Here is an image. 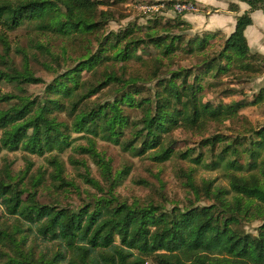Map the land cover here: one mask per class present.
Instances as JSON below:
<instances>
[{
  "label": "trees",
  "instance_id": "obj_1",
  "mask_svg": "<svg viewBox=\"0 0 264 264\" xmlns=\"http://www.w3.org/2000/svg\"><path fill=\"white\" fill-rule=\"evenodd\" d=\"M246 2L251 8H261L263 0ZM109 4L113 3L0 0V30L10 32L27 24L36 34L51 35L61 42L58 52L35 45L53 61L42 65L52 74L45 83L31 70L27 51L15 47V54L22 58L17 65L10 44L0 35V84H10L21 93L0 96V104L5 105L0 109V153L21 150L40 157L50 154L48 163L53 167L50 185L45 184L43 172L27 177L31 164L20 178L11 175L8 166L0 174V206L18 224H26L25 229L20 225L9 229L0 220V264H264V125L237 134L238 140L216 134L202 141L210 152L223 144L220 152L211 153L207 166L223 172L227 187L213 181L197 185L190 171L186 186L196 200L209 204L183 209L168 210L152 202L140 205L118 198L114 190L129 169L114 174L110 162L95 150L96 139L121 146L127 130L130 137L125 151L137 157L147 154L151 161L162 163L175 153L166 143L175 130L198 133L209 122L221 125L233 119L247 106H260L264 114V87L248 104L231 101L214 106L198 95L205 86L214 84L206 81L202 85V77L212 81L233 75L239 81L264 71V57L249 51L243 35L251 24L249 16L239 17L234 32L221 43L211 44L205 35H183L178 27H190L182 19L174 23L160 18L148 26L152 27L141 41L133 38L129 28L102 38L99 33L106 25L104 15L111 14L99 7ZM145 45L156 51L150 61L155 66L154 77L173 59L194 60V67L171 71L169 77L156 81L150 97H142L143 81L134 75H117L114 64L129 62ZM146 49L143 47V52ZM68 52L75 54L74 58ZM69 59L72 65L65 66ZM31 84L43 85L41 97L25 95ZM108 87L111 97L98 98ZM223 95L232 96V91ZM140 108L143 120L138 126L125 110ZM73 134L87 139V146H78L75 151L89 155L106 188L87 171L83 182L101 196L91 195L78 207L62 206L57 199L43 203L39 192L77 189L64 177V165L58 159L71 148ZM190 152L179 157L194 165L203 164L202 157H192ZM241 153L246 156L244 164ZM253 222L259 225L251 233L246 229ZM25 231L34 232L58 249L35 256L26 236H21Z\"/></svg>",
  "mask_w": 264,
  "mask_h": 264
},
{
  "label": "rangeland",
  "instance_id": "obj_2",
  "mask_svg": "<svg viewBox=\"0 0 264 264\" xmlns=\"http://www.w3.org/2000/svg\"><path fill=\"white\" fill-rule=\"evenodd\" d=\"M113 4L109 6H100L99 9L103 12H109L111 15H104L106 22L105 27L100 31V36L106 37L110 33L123 32L125 29H132V36L135 40H140L145 36L146 32L150 29L149 25H152L154 19L170 20L176 23L181 19V14L173 11V5L178 2L173 0H109ZM153 7V8H151ZM105 12V13H106ZM107 12V13H108ZM159 34L158 28L156 29ZM178 30L182 31L183 35H188L186 32L188 29L186 26L178 27ZM169 32V31H166ZM4 35L11 46V56H14L15 63L20 65L22 58L19 54H15V47H23L29 54V65L35 76L41 78L48 83L52 79V74L43 69V64L51 61V58L38 51L35 48L37 44H43L46 47H50L58 52V45L61 42L58 39L53 38L51 35L41 36L36 34L29 26L23 25L17 30L4 32L0 30V35ZM180 34V35H182ZM129 36V37H132ZM124 43V42H123ZM122 43V44H123ZM93 46L96 48L95 42ZM143 47H146V51L143 52ZM68 48V46H67ZM2 51V45L0 42V52ZM69 53V52H68ZM129 62L115 63V73L117 75L125 73L126 76L134 75L142 80L141 87H143L142 97H150V91L153 93L154 85L157 80L164 77H169L171 71H178L180 67L193 69L194 60H180L173 59L167 66L160 68L156 71L155 77L153 72L155 66L150 64L153 55L156 53L155 49L150 46H140L135 52ZM71 54V53H69ZM74 58L75 54H71ZM139 57V60L137 58ZM72 65V60H68L65 66ZM84 78L88 77V74H83ZM211 79V77H209ZM212 80V79H211ZM180 82V79L178 80ZM206 81L212 83L210 88L205 86L203 91L198 94L203 102H210L212 105H218L219 103L228 104L231 101L250 103L255 94L264 87V71L259 74H249L242 80L235 81L234 76L221 77L212 81L207 79V76L202 77L201 84L206 85ZM150 89V90H149ZM231 90L232 96H224V91ZM111 89L109 87L104 89L98 96L100 99H108L111 97ZM4 94L20 95L16 89L7 83L0 84V96ZM25 95L32 98L35 96L41 97L43 95L42 84H31L26 87ZM152 95V94H151ZM97 97V96H96ZM153 97V96H151ZM97 98V99H98ZM264 107V103L262 104ZM261 105V106H262ZM5 105L0 104V109ZM143 109L125 110L129 113L131 119L140 126L143 120ZM61 120V117L59 116ZM244 121V123H243ZM264 125V114L261 113L260 106H247L240 109L236 117L228 118L221 125H216L209 122L200 132L185 131L182 129L175 130L170 136L166 137L167 145L170 144L175 151L174 155L167 161L162 163H155L151 161L147 154L144 156H134L130 151H125L127 139H129V133L126 130L121 141V146L113 145L100 140H95V150L103 156L104 159L110 162L112 172L122 171L129 169L127 176L118 184L114 190V194L128 202H138L140 205H146L154 203V205H160L164 208L171 210L174 207L183 209L185 207L194 205L202 206L208 205L209 201L203 199L196 200L190 188L186 185V177L190 171L192 178L197 185H201L203 181H213L214 185L221 187H227V181L224 178L223 172L220 170L211 171L207 166L210 163L211 153H218L223 148V144L215 146L212 152L209 148L202 144L204 139L212 138L216 134H221L228 137H235L238 140L237 134L245 133L249 129H255ZM238 132V133H237ZM73 144L71 148H67L63 153L58 155V159L64 165V177L71 181L77 188H67V191H59L54 193L51 191L39 192V200L43 203H49L52 200L57 199L62 206L78 207L89 200V196L97 195L101 196L94 189L90 188L83 182V177L88 171L90 177L99 181L104 189L105 183L101 179L100 172L93 160L87 154H79L75 151L78 146L86 147L87 139L77 135H72ZM238 149L242 150V146L238 145ZM191 150L192 157L200 156L203 159V164L194 165L189 160H183L179 157L180 153ZM55 153H52L53 155ZM50 154L44 156L32 155L21 150L15 152L4 151L0 153V174L3 173L8 166L11 175L21 177L27 166L31 164L27 177L34 175L37 172H43L46 178L45 184L50 185V175L53 171V167L49 165ZM246 156L241 153L240 161L244 164ZM71 161H75V164ZM80 163H84L85 166L81 167ZM206 165V166H205ZM209 165V164H208ZM87 167V169L85 168ZM0 220L4 223V226L13 229L16 225H20L25 229L26 224L16 222V218L9 216L5 209L0 206ZM259 225L258 222H253L248 229L251 233H254V229ZM26 236V244L32 248L35 256L46 251L51 254L56 251L58 247L54 243H48L44 239L37 236L34 232L25 231L21 233V236Z\"/></svg>",
  "mask_w": 264,
  "mask_h": 264
},
{
  "label": "crops",
  "instance_id": "obj_3",
  "mask_svg": "<svg viewBox=\"0 0 264 264\" xmlns=\"http://www.w3.org/2000/svg\"><path fill=\"white\" fill-rule=\"evenodd\" d=\"M197 11L185 13L181 19L188 24L191 36L205 35L208 42L221 43L235 30L237 19L248 15L251 24L243 32L252 54L264 57V11L251 8L247 0H188Z\"/></svg>",
  "mask_w": 264,
  "mask_h": 264
},
{
  "label": "built area",
  "instance_id": "obj_4",
  "mask_svg": "<svg viewBox=\"0 0 264 264\" xmlns=\"http://www.w3.org/2000/svg\"><path fill=\"white\" fill-rule=\"evenodd\" d=\"M151 8H153V7H151ZM261 8L264 11V0L262 2ZM173 11L175 13L183 15L185 13L195 12V11H197V8L195 7V5H193L190 2H182V3L178 2V3H175L173 5Z\"/></svg>",
  "mask_w": 264,
  "mask_h": 264
}]
</instances>
